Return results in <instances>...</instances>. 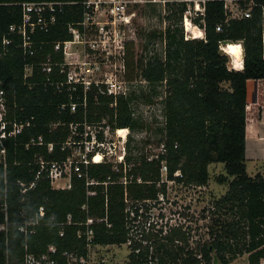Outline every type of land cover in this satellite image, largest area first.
Segmentation results:
<instances>
[{
  "label": "trees",
  "instance_id": "16d2710c",
  "mask_svg": "<svg viewBox=\"0 0 264 264\" xmlns=\"http://www.w3.org/2000/svg\"><path fill=\"white\" fill-rule=\"evenodd\" d=\"M34 1H58L63 6L51 30L38 32L36 40L41 49L36 58L13 45L0 66L9 98V118L30 123L21 135L6 140V161L0 163V226L5 227L0 230V264H21L27 255H48L59 264H68L65 253L88 258L91 246L129 242L132 264H149L151 260L157 264H214L215 257L220 264H229L240 254H249V264H262L264 175L250 176L246 157L248 124L261 121L264 109L262 9L255 6L251 18L226 22L223 1L207 0L206 40L196 39L201 36L197 29L193 40H185L182 21L186 4L172 5L164 54L149 50L152 40L158 38L156 32H150L138 60L133 43L125 56L126 67L138 69L154 93L160 86L165 88L164 125L158 141V149L164 145L165 152L134 156L129 151L126 166L117 169L108 163L82 165L81 176L72 174L71 189H57L45 172L37 179L40 158L45 162L66 161L75 146L82 145L88 127L135 131L142 124L132 106L137 98L134 91L113 94L105 84L95 83L86 90L84 85H68L67 75L58 65H53L49 74L38 66L48 56L55 64L63 62L62 52L53 51L54 44L72 39L69 26L80 27L85 0H0V43L10 26L21 23L22 4ZM254 2L263 4L264 0ZM195 22L203 26L201 18ZM218 25L223 26L221 32ZM239 41L244 44V66L243 51L231 55L237 67L231 69L220 44ZM29 63H35L36 68L25 78ZM256 85L257 101L253 102ZM40 137L42 145L31 142ZM96 137L105 140L103 131ZM151 156L154 158L149 160ZM163 161L168 166V181L200 187L209 184L210 165L225 166L226 175L217 181L228 183L229 190L209 212L216 216L224 211L223 215L232 219L219 216L220 231L211 230L213 238L196 249L190 248L189 234L181 227L164 234L155 233L150 226L142 231V239L133 235L134 223L143 216V209L167 194V183H161ZM89 180L96 184L89 185Z\"/></svg>",
  "mask_w": 264,
  "mask_h": 264
},
{
  "label": "built area",
  "instance_id": "2783aa9c",
  "mask_svg": "<svg viewBox=\"0 0 264 264\" xmlns=\"http://www.w3.org/2000/svg\"><path fill=\"white\" fill-rule=\"evenodd\" d=\"M224 3V11L226 15V22L231 19H244L251 18L252 11L255 6H259L263 11L264 18V3L258 4L254 0H222ZM207 0H85V12L83 15V21L80 23V27L73 25L69 26V32L72 35V39L65 42H58L54 44V52H62L63 62L55 64L52 61V57L48 56L46 60L38 63L45 73H51L53 65L61 67L60 72L67 75L66 83L68 85H84L88 90L92 83L85 81L82 73L78 69L82 70L87 63L86 58L90 55L103 54L107 59H111L116 55H126L128 46L133 43L135 45L137 41V22L147 11L153 9H162L165 13L170 14V7L174 4L184 3L186 4V10L183 14L182 27L184 28V39H189L187 33V25L190 24L192 28L200 31L201 36L196 39L206 40V4ZM63 6L62 2L58 1H42V2H26L22 4V21L18 25H12L9 28L8 35L3 37L0 43V66L5 57L11 54V46L16 45L23 51L25 55L36 58L39 50L41 49L36 40L38 32H48L57 22V13ZM240 11V14H239ZM201 18V23L197 24L195 21ZM223 30L222 25L217 26V31ZM166 32V31H165ZM264 39V36H263ZM229 42H221L220 50L229 59L228 66L231 69H236L235 61L231 55L227 53L226 47ZM243 47L244 57L242 61V67L245 60V49L243 41L237 42ZM85 57V58H84ZM77 66L74 70L72 67ZM36 68L35 63H29L25 66L24 77L28 78L32 76ZM5 80L0 72V163L6 161V140L9 138H16L21 135L25 127L30 126V123H18L12 121L9 118V98L4 88ZM113 93V92H111ZM121 93V92H119ZM113 93V94H119ZM72 111H75L76 105L71 107ZM127 133L124 138L127 141L130 133L129 129H126ZM84 134V141L82 145H78L82 152L83 159L76 157L74 154L63 162H45L42 158L40 161V171L38 172L37 179L42 172H45L50 179L52 186L57 189H71L72 174L77 173L82 175V165L88 167L90 164L108 163L114 165V169H117L119 165L126 166V149L122 148V154L117 155V159L107 161L108 153L103 151L106 140L98 141L96 134L90 133V131ZM119 129L116 130V134ZM88 135H91V140L88 139ZM118 135V134H117ZM105 136V135H104ZM119 137V136H118ZM93 138V139H92ZM33 144L42 145L43 138H32ZM69 146L71 143H68ZM87 145V147H86ZM49 151L53 149V145L50 144ZM92 147V149L90 148ZM75 146L74 149H76ZM87 148V151L85 149ZM160 152H165V146H160ZM85 154V156H84ZM92 154L91 158L89 155ZM101 154L103 159L95 163L93 160L96 155ZM158 156H156L157 158ZM154 156H151L149 160H152ZM168 166L165 161L162 162L161 167V183H177L175 181H168L167 179ZM127 179L124 178L123 182L126 184ZM140 181V180H139ZM89 185L96 184L95 181L89 180ZM179 184V183H178ZM184 185V184H183ZM168 188V187H167ZM164 197V195H161ZM161 199V198H160ZM155 203V202H153ZM43 209H41L42 211ZM43 214V212L41 213ZM137 222V221H136ZM3 225L0 226V230H4ZM92 234V232H90ZM131 244V242L127 243ZM51 251L55 252L52 247ZM65 257L68 260V264H87L88 258L78 257L73 253H65ZM21 264H59L56 260L50 259L48 255L41 257H35L34 255H27L24 262Z\"/></svg>",
  "mask_w": 264,
  "mask_h": 264
},
{
  "label": "rangeland",
  "instance_id": "374dc122",
  "mask_svg": "<svg viewBox=\"0 0 264 264\" xmlns=\"http://www.w3.org/2000/svg\"><path fill=\"white\" fill-rule=\"evenodd\" d=\"M168 13H165L162 9H153L150 12L147 11L139 19L136 24L137 41L132 47L135 61L143 54L144 42L148 41L146 34L150 32H156L158 38L152 40L149 50L152 53H159L161 56L164 54L166 48L165 31L168 25L172 23L168 18ZM125 56L116 55L111 59H107L103 54L90 55L86 58L87 63L82 67V70L78 69L85 81L105 84L109 88V93L129 94L134 91L137 96L132 106L135 116L139 118L142 126L135 131H130L126 142L118 137L116 131L111 132L108 128L99 126L87 128L92 137L98 131L104 132L107 143L103 151L109 154L105 158L107 161L116 160L117 155L122 154L123 147L126 149V154L131 151L134 156L142 153H158V141L161 139L160 129L164 125L162 99L165 88L160 86L156 90L157 92L154 93L150 85L139 76L138 69L126 67L127 56ZM228 57L231 60V57ZM76 67H72V70ZM255 125L252 122L248 124L252 132L255 131ZM90 148L92 149L91 146ZM74 150L77 151L75 153L76 157L83 159L79 146ZM85 151H87V148ZM247 171L250 176H255L258 173L264 175V161H247ZM209 172L210 181L206 187L167 183V194L161 197L159 202L150 203L146 210L143 209V216L139 217L137 222L134 223L136 226L133 232L134 237L139 240L142 239V231H148L147 229L150 226L155 233L163 231L164 234L170 232L173 228L181 227L183 231L189 234V245L192 249H196L199 244L202 245L206 241H210L213 238L210 234L211 230L218 233L221 229L217 222L219 216L222 220L227 218L229 221L232 217L223 215L224 211L216 216L209 212V210L213 211L215 202L224 197L229 190L228 183L219 184L217 181L220 175H226L223 163L210 165ZM231 180L232 178H230ZM89 249L90 254L87 264H132L129 257L131 253L130 244L91 246ZM149 264H157V262L151 260ZM218 264L220 263L218 262ZM229 264H249V254H240ZM262 264H264V260Z\"/></svg>",
  "mask_w": 264,
  "mask_h": 264
},
{
  "label": "crops",
  "instance_id": "0c3cea01",
  "mask_svg": "<svg viewBox=\"0 0 264 264\" xmlns=\"http://www.w3.org/2000/svg\"><path fill=\"white\" fill-rule=\"evenodd\" d=\"M264 112L261 121L255 123V131L248 127L249 135L246 142L247 161H264ZM254 134V135H252Z\"/></svg>",
  "mask_w": 264,
  "mask_h": 264
},
{
  "label": "bare ground",
  "instance_id": "6f19581e",
  "mask_svg": "<svg viewBox=\"0 0 264 264\" xmlns=\"http://www.w3.org/2000/svg\"><path fill=\"white\" fill-rule=\"evenodd\" d=\"M193 32L194 28L191 27L190 24L187 25V33L189 36V39H192L193 37ZM226 47L227 53L229 55H235L237 53L243 52V47L239 45V43H228V47ZM238 50V51H233V50ZM238 57V56H237ZM236 57V58H237ZM244 57V55H243ZM235 58V59H236ZM236 64V63H235ZM242 65V64H241ZM127 130L126 129H119L118 136L124 138L126 136ZM103 159V156L101 154L96 155V158L93 160L95 163L100 162Z\"/></svg>",
  "mask_w": 264,
  "mask_h": 264
},
{
  "label": "water",
  "instance_id": "95a60500",
  "mask_svg": "<svg viewBox=\"0 0 264 264\" xmlns=\"http://www.w3.org/2000/svg\"><path fill=\"white\" fill-rule=\"evenodd\" d=\"M257 92H258V86L256 85V86H255V97H254L253 102H256V101H257ZM214 264H218V259H217V257H215V263H214Z\"/></svg>",
  "mask_w": 264,
  "mask_h": 264
},
{
  "label": "snow or ice",
  "instance_id": "6c2138e0",
  "mask_svg": "<svg viewBox=\"0 0 264 264\" xmlns=\"http://www.w3.org/2000/svg\"><path fill=\"white\" fill-rule=\"evenodd\" d=\"M233 51H238V50H235V49H234Z\"/></svg>",
  "mask_w": 264,
  "mask_h": 264
}]
</instances>
